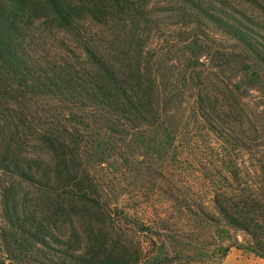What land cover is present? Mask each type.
<instances>
[{
    "label": "trees",
    "instance_id": "16d2710c",
    "mask_svg": "<svg viewBox=\"0 0 264 264\" xmlns=\"http://www.w3.org/2000/svg\"><path fill=\"white\" fill-rule=\"evenodd\" d=\"M149 1L0 0V195L7 202L11 232L4 243L12 260L141 264L140 242L127 224L115 227L101 182L85 161L103 145L90 134L92 126L114 134L131 129L139 137L154 133L166 161L176 155L172 142L179 131L168 125L166 111L174 90L158 79L155 51L148 49L158 22ZM164 1L178 3L179 14L192 21L195 32L201 19L216 23L243 45L247 57L264 65V0H241L245 6L239 19L231 14L233 8L223 9L225 0L160 4ZM158 37L154 39L163 48ZM170 42L166 52L176 50L179 40ZM182 43L192 51L196 41ZM217 102L223 103L216 97L214 108ZM229 155L226 176L208 181L207 189L214 190L211 206L198 203L189 181L182 187L188 190L180 194L178 214L184 223L179 229L190 237L181 235L180 240L190 241L185 246L193 254L185 250L163 264H218L232 246L264 258V150L259 165L245 167L253 174L242 172ZM24 183L39 193L37 217L18 211L13 190ZM159 230L162 243L153 260L168 249L167 242L175 249L168 225ZM234 231L244 233V243ZM152 244L154 248L156 241ZM203 247L214 252L205 261L197 256Z\"/></svg>",
    "mask_w": 264,
    "mask_h": 264
},
{
    "label": "rangeland",
    "instance_id": "374dc122",
    "mask_svg": "<svg viewBox=\"0 0 264 264\" xmlns=\"http://www.w3.org/2000/svg\"><path fill=\"white\" fill-rule=\"evenodd\" d=\"M162 3L160 0L149 1L158 22L151 34L154 37L148 40V49L155 51L152 62L158 79L168 82L170 89L174 90L171 93L173 100L166 105V111L168 125L179 131L172 142V152L175 151L176 155L166 161L165 148L159 146L158 140L153 141L154 133L139 137L140 134L135 136L131 129H121L123 132L114 134L92 126L90 134L93 139L100 138L103 145L96 146V155L86 156L85 161L101 182L103 196L105 198L106 194L110 202L108 207L115 216V227L127 224L131 227V235L140 242L141 264H163L166 258L169 262L174 261L179 257L176 255L185 250H189L188 255L193 254L185 246L190 241L180 240L181 235L186 238L190 235L187 232L181 234L179 229L183 222L178 214L179 200L180 194L186 192L182 187L188 185L187 181L193 186L192 195L198 203L201 201L203 206H211L214 190L207 189L208 181L226 176L231 163L230 159L227 163L226 158L230 152L231 159L242 172L253 174L252 171L246 172L245 167L259 165V154L264 150V65L251 55L247 57L243 45L208 18L201 19L195 32L191 28L192 21L179 14L178 3ZM223 5L225 11L234 9L231 14L235 19L241 17L239 11L245 6L241 0H225ZM257 5L254 8L259 9ZM194 32L196 37L192 36ZM155 37L164 40L163 48L157 45ZM184 39H195L192 51L182 43ZM174 40H179L176 50L166 52L170 41ZM216 97L223 103L217 102L214 108L212 103ZM208 106L215 117L209 115L207 109L203 110ZM101 155L105 157L103 163ZM181 169L185 174H180ZM13 192L20 215L25 212L34 217L41 215L36 207L39 200L36 189L24 183L17 185ZM5 203L1 202L0 195V264H24L9 258L5 248V236L11 232L5 219ZM165 225L172 230L175 249L167 242L168 249L153 260L154 251L162 243L163 233L159 228ZM143 229L149 232H143ZM233 234L240 243L247 239L241 231ZM128 238L132 239L129 234ZM155 241L156 246L152 248ZM200 251L202 253L197 256L203 261L214 253L208 247ZM167 252L173 255L164 257ZM217 263L264 264V258L232 246Z\"/></svg>",
    "mask_w": 264,
    "mask_h": 264
}]
</instances>
